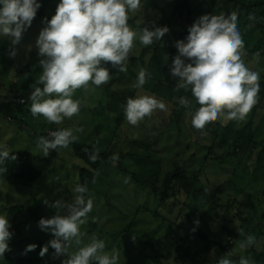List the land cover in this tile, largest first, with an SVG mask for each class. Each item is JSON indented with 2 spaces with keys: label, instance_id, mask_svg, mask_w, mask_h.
<instances>
[{
  "label": "rangeland",
  "instance_id": "1",
  "mask_svg": "<svg viewBox=\"0 0 264 264\" xmlns=\"http://www.w3.org/2000/svg\"><path fill=\"white\" fill-rule=\"evenodd\" d=\"M38 2L41 7L31 26L14 46L15 57L10 56L13 50L10 38L0 36V101L19 94L28 102L24 113H18L14 121L0 115V145H6L10 154L30 153L35 169L41 174L30 188L11 187L0 174V215L9 218L12 233L10 250L0 257V264H62L66 258L54 257L55 250L50 246L44 257L39 255L41 248L55 238L50 230L38 226L41 218L56 214L43 200L71 202L72 189L81 183L82 169L88 168L71 145L43 156L42 149L37 147L38 139L61 128H83V132L76 133L75 143L119 157L96 172L95 182L88 190L93 209L80 229L81 246L90 243L93 237L103 240L106 252L118 253V264H217L222 257L235 264H239L241 257L264 264V123L255 127L257 145L253 144L248 153L234 152L223 127L208 125L206 134H202L191 124L190 113H194L197 105L193 97H186L191 107L180 117L184 108L179 104L181 90L170 102L148 92L146 84L142 89L133 87L142 61L151 59V55L141 58L146 46L138 39L126 72L112 68L109 63L105 65L112 75L109 83L98 88L92 86L87 92L77 90L74 99L82 101L78 115L65 119L61 125L49 124L43 117L34 118L29 97L42 71L36 40L46 26L45 18H52L60 0ZM193 10L192 24L202 15H212L206 0L195 1ZM132 14L134 17L135 13ZM139 21L145 23V19ZM238 30L244 45L252 50L259 36L248 35L243 26ZM182 35L184 39L188 35L184 23L173 24L162 43V47L174 51L169 71L178 54L175 42ZM242 58L251 70L260 74V81L264 80L263 59L246 52ZM190 91L189 88L184 92ZM131 93L135 95L132 97ZM140 94L155 96L168 110H158L138 126H132L126 121L124 108L128 98ZM238 123L236 128L240 129L241 121ZM177 167L193 180L195 194L186 196L163 187L165 178ZM216 193L219 206L211 209L204 194ZM248 235L255 236L256 242L242 250L239 244ZM29 244L37 247L25 254ZM75 249L73 244L69 251Z\"/></svg>",
  "mask_w": 264,
  "mask_h": 264
},
{
  "label": "clouds",
  "instance_id": "2",
  "mask_svg": "<svg viewBox=\"0 0 264 264\" xmlns=\"http://www.w3.org/2000/svg\"><path fill=\"white\" fill-rule=\"evenodd\" d=\"M40 7L38 0H0V36L11 40L10 56H16L14 46L19 44ZM140 7L141 0H60L52 18H45L46 26L36 40L42 71L29 97L34 118L43 117L49 124L61 125L65 119L78 115L82 101L74 99V94L80 89L87 92L92 86L98 88L109 83L112 75L105 65L110 63L112 68L126 72L137 39L143 46L162 40L169 32L166 26L151 29L145 26L139 32L130 27L129 14ZM249 18L254 19L251 15ZM236 21L235 14L229 17L202 15L188 28L187 37L175 42L178 54L172 60L170 74L179 80L174 90L191 89L199 105L194 113H190L191 124L202 134H206L209 124L221 119L243 121L258 101L260 74L251 70L242 58L244 41ZM186 60L190 62L185 63ZM149 77L147 70L141 68L133 87L142 89ZM179 104L191 107L186 97H180ZM158 110L166 112L168 109L155 96L140 94L127 99L124 114L130 125L138 126ZM81 132L83 128L58 129L50 132L48 137L41 136L37 147L47 157L51 150L68 148L75 143L78 140L76 133ZM98 158V150L89 154L93 163ZM9 159L14 161L16 156L10 154L6 145H0V174L7 172V167L2 165ZM109 159L115 163L118 154ZM72 191L71 202L43 200L45 205L55 209L56 214L41 218L38 226L41 230H50L55 238L41 248L39 255L44 257L50 246L55 250L54 257H66L62 264H118V253L106 252L103 240L93 237L90 243L81 246L80 229L93 209V199L86 184H77ZM61 210L65 214L61 215ZM10 227L9 218L0 215V257L10 250ZM255 242V236L248 235L239 247L244 250ZM73 244L76 249L70 252ZM36 247L29 244L25 254ZM217 264L235 262L222 257ZM239 264L254 262L241 257Z\"/></svg>",
  "mask_w": 264,
  "mask_h": 264
},
{
  "label": "trees",
  "instance_id": "3",
  "mask_svg": "<svg viewBox=\"0 0 264 264\" xmlns=\"http://www.w3.org/2000/svg\"><path fill=\"white\" fill-rule=\"evenodd\" d=\"M197 0H141L140 9L135 12V16L132 17V13L129 14V25L135 30H142L147 26L150 29L156 27H168L169 29L173 24L183 22L184 26L188 29L192 23L194 17V3ZM210 7L212 15L229 17L232 14L237 16V28L243 26L247 29L248 35L257 34L259 40L254 45L253 49H249V46L244 45L243 53L246 52L248 56L257 57L264 61V0H206ZM253 16L254 19L249 17ZM144 20L145 23H141L139 20ZM139 22L141 24H139ZM168 37V33L162 38L161 41L154 42L150 46H146L141 58L144 59L147 55H151L149 62L142 61V68L146 69L150 74L145 83L148 92L162 98H168L171 102L173 97L178 93L174 90L179 78H172L169 67V60L174 56V51L168 50V48L162 47L163 41ZM181 40H184L182 35ZM190 61H185L189 63ZM260 91L258 94V101L247 115L246 121H241L240 129H237L238 121H226L221 119L214 123L209 124V127H223L227 135V141H232L234 152L239 151L251 152L253 146L256 144V130L255 127H259V124H263L264 118V80L259 81ZM182 95L180 97H193L191 91L185 93V89H180ZM135 93H131L133 97ZM14 97L6 98L0 101V115L14 121L18 113H24V108L28 104L15 105L13 103ZM24 98V97H23ZM194 98V97H193ZM27 101V100H26ZM199 105H196V109ZM188 109V108H187ZM182 117L186 108L181 111ZM263 115V116H262ZM259 121L257 117H259ZM239 124V123H238ZM226 140L223 141L227 143ZM254 144V145H253ZM74 147L76 155L81 159L88 168L82 169L80 174L81 183L86 184L88 190L93 185V180L96 179V172L104 164L113 163L109 158L112 153H98V159L95 163L89 160V154L93 153L95 149L91 146L79 145L77 143L70 144ZM16 159L6 160L3 167H7V172L1 174L5 182L15 188H30L40 178L41 174L38 172L33 164V157L30 153L25 151H19L12 153ZM166 190L177 191L179 194L184 193L186 196L195 194V187L193 180L189 177L186 171L177 167L171 174L165 178L164 186ZM204 198L210 204L211 209H215L219 205L217 204V193L213 196L204 194ZM167 197V195H166ZM229 206V204H228ZM232 237L236 238L237 235L230 233ZM222 253L225 252L223 247Z\"/></svg>",
  "mask_w": 264,
  "mask_h": 264
},
{
  "label": "built area",
  "instance_id": "4",
  "mask_svg": "<svg viewBox=\"0 0 264 264\" xmlns=\"http://www.w3.org/2000/svg\"><path fill=\"white\" fill-rule=\"evenodd\" d=\"M20 101H24V103H21ZM26 99L25 98H23L21 95H19V94H17V95H15V97H14V100H13V103L15 104V105H23V104H26Z\"/></svg>",
  "mask_w": 264,
  "mask_h": 264
}]
</instances>
